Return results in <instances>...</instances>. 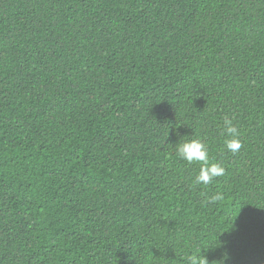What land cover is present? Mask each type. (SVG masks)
I'll return each mask as SVG.
<instances>
[{"label": "trees", "instance_id": "obj_1", "mask_svg": "<svg viewBox=\"0 0 264 264\" xmlns=\"http://www.w3.org/2000/svg\"><path fill=\"white\" fill-rule=\"evenodd\" d=\"M190 139L225 169L208 186L175 155ZM208 245L264 264V0H0V264Z\"/></svg>", "mask_w": 264, "mask_h": 264}, {"label": "clouds", "instance_id": "obj_2", "mask_svg": "<svg viewBox=\"0 0 264 264\" xmlns=\"http://www.w3.org/2000/svg\"><path fill=\"white\" fill-rule=\"evenodd\" d=\"M225 136L223 151L231 154H236L242 144L239 139L240 132L233 120L225 117L222 125V133ZM182 140V139H181ZM181 140L175 145V155L187 164H196L199 167L198 174L193 178V186L212 184L217 177L225 174V169L219 163L210 162V153L208 145L201 139ZM222 199L221 194H215L206 197V204H216ZM218 246H207V251L203 248H198L195 251L188 253L185 257V264H209L206 253ZM228 260L227 254H222L219 260L212 261L211 264H225Z\"/></svg>", "mask_w": 264, "mask_h": 264}]
</instances>
